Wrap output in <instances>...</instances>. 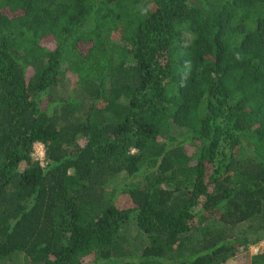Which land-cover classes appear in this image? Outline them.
<instances>
[{
    "label": "trees",
    "instance_id": "1",
    "mask_svg": "<svg viewBox=\"0 0 264 264\" xmlns=\"http://www.w3.org/2000/svg\"><path fill=\"white\" fill-rule=\"evenodd\" d=\"M0 264H264V0H0Z\"/></svg>",
    "mask_w": 264,
    "mask_h": 264
},
{
    "label": "rangeland",
    "instance_id": "2",
    "mask_svg": "<svg viewBox=\"0 0 264 264\" xmlns=\"http://www.w3.org/2000/svg\"><path fill=\"white\" fill-rule=\"evenodd\" d=\"M43 152H44V149H43V146L42 145H40V144H35L34 145V157H36L38 160H40L41 157H42V153ZM119 181H120V179L119 180H115L114 183H111L112 185L110 187L112 188L113 186H115L116 184H118ZM261 246H262V244H260L258 246L250 247L249 250H248V254L249 255H253L254 253L257 252L258 248L261 247ZM243 257H244V255L239 256V257H237V259H235V261L236 262H239V261L242 262L244 260Z\"/></svg>",
    "mask_w": 264,
    "mask_h": 264
},
{
    "label": "built area",
    "instance_id": "3",
    "mask_svg": "<svg viewBox=\"0 0 264 264\" xmlns=\"http://www.w3.org/2000/svg\"><path fill=\"white\" fill-rule=\"evenodd\" d=\"M43 158H44V152L42 153V157H41V159L39 161H42Z\"/></svg>",
    "mask_w": 264,
    "mask_h": 264
}]
</instances>
